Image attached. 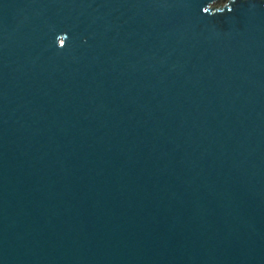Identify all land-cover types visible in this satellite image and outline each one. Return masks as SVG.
<instances>
[{
    "label": "water",
    "instance_id": "obj_1",
    "mask_svg": "<svg viewBox=\"0 0 264 264\" xmlns=\"http://www.w3.org/2000/svg\"><path fill=\"white\" fill-rule=\"evenodd\" d=\"M0 264H264V0H0Z\"/></svg>",
    "mask_w": 264,
    "mask_h": 264
},
{
    "label": "clouds",
    "instance_id": "obj_2",
    "mask_svg": "<svg viewBox=\"0 0 264 264\" xmlns=\"http://www.w3.org/2000/svg\"><path fill=\"white\" fill-rule=\"evenodd\" d=\"M58 38H62L66 41L67 37L65 35H60ZM65 47V46H64ZM61 48V47H60Z\"/></svg>",
    "mask_w": 264,
    "mask_h": 264
}]
</instances>
